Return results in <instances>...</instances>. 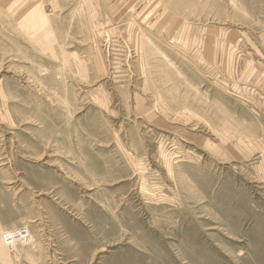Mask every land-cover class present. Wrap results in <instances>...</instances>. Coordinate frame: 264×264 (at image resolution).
<instances>
[{
	"label": "rangeland",
	"instance_id": "rangeland-1",
	"mask_svg": "<svg viewBox=\"0 0 264 264\" xmlns=\"http://www.w3.org/2000/svg\"><path fill=\"white\" fill-rule=\"evenodd\" d=\"M0 245L264 264V0H0Z\"/></svg>",
	"mask_w": 264,
	"mask_h": 264
},
{
	"label": "built area",
	"instance_id": "built-area-1",
	"mask_svg": "<svg viewBox=\"0 0 264 264\" xmlns=\"http://www.w3.org/2000/svg\"><path fill=\"white\" fill-rule=\"evenodd\" d=\"M28 237V231L27 229H19L15 231L5 232L2 235L3 242L6 245L12 246L15 242L24 240Z\"/></svg>",
	"mask_w": 264,
	"mask_h": 264
},
{
	"label": "crops",
	"instance_id": "crops-1",
	"mask_svg": "<svg viewBox=\"0 0 264 264\" xmlns=\"http://www.w3.org/2000/svg\"><path fill=\"white\" fill-rule=\"evenodd\" d=\"M3 246L0 245V253H3Z\"/></svg>",
	"mask_w": 264,
	"mask_h": 264
},
{
	"label": "bare ground",
	"instance_id": "bare-ground-1",
	"mask_svg": "<svg viewBox=\"0 0 264 264\" xmlns=\"http://www.w3.org/2000/svg\"><path fill=\"white\" fill-rule=\"evenodd\" d=\"M27 240H29V239H27ZM27 240H26V241H27Z\"/></svg>",
	"mask_w": 264,
	"mask_h": 264
}]
</instances>
